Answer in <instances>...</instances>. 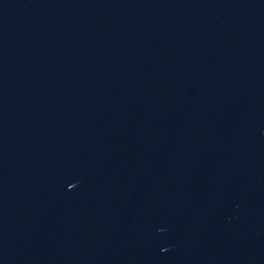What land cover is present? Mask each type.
I'll return each instance as SVG.
<instances>
[{
  "label": "water",
  "instance_id": "1",
  "mask_svg": "<svg viewBox=\"0 0 264 264\" xmlns=\"http://www.w3.org/2000/svg\"><path fill=\"white\" fill-rule=\"evenodd\" d=\"M0 264H264V0H0Z\"/></svg>",
  "mask_w": 264,
  "mask_h": 264
}]
</instances>
